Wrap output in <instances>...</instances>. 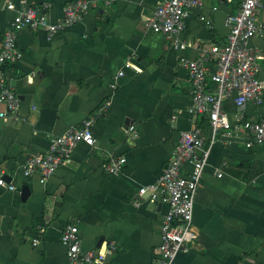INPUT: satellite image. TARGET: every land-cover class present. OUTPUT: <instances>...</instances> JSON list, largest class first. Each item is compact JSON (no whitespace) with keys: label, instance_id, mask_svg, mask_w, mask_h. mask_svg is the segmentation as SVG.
<instances>
[{"label":"crops","instance_id":"0c3cea01","mask_svg":"<svg viewBox=\"0 0 264 264\" xmlns=\"http://www.w3.org/2000/svg\"><path fill=\"white\" fill-rule=\"evenodd\" d=\"M9 1L18 8L50 3L51 21L60 22L71 0H0V46L16 14ZM89 1L93 6L83 21L52 40L44 30H22V59L3 67L21 100L22 119L0 118V172L16 186L0 187V264H67L61 236L70 224L79 227L84 251L117 245L105 264H156L169 206L139 191L161 176L180 135L196 124L182 61L198 59L200 47L227 43L226 19L242 0H202L200 8L189 10L178 47L146 25L162 0ZM258 23L262 35L249 46L261 57L264 79V9ZM206 67L216 72L214 61ZM120 71L125 75L117 78ZM107 100L108 111L93 130L94 146L77 145L45 183L38 173L23 175L29 157L45 153L51 138L80 126ZM225 110L236 125L233 98ZM244 118L264 119V104H248ZM248 140L241 132L212 147L195 196L198 240L176 264H264V145L248 148ZM111 156L126 157L122 174L103 169ZM191 170L187 164L183 175ZM25 186L31 193L23 201Z\"/></svg>","mask_w":264,"mask_h":264},{"label":"built area","instance_id":"2783aa9c","mask_svg":"<svg viewBox=\"0 0 264 264\" xmlns=\"http://www.w3.org/2000/svg\"><path fill=\"white\" fill-rule=\"evenodd\" d=\"M116 2L117 0L106 1L109 5ZM92 6L89 0L68 1L63 8L62 20L52 22L49 16L50 3L18 8L14 2H8L7 8L16 14L7 27L0 46V103L5 106V110L0 113L1 119H22L21 100L7 83L3 69L5 65L17 64L22 59L18 46L19 33L24 29L44 30L47 39L52 40L82 22ZM201 6L202 0H162L146 25L178 47L177 37L185 28L189 10ZM263 9V0H242L237 12L226 19L230 29L227 43L222 46L213 45L210 49L200 47L198 59L182 61V65L189 72L192 98L190 113L196 124L193 129L180 135L172 158L161 176L152 185L139 191V195L147 196L150 202L169 206V212L164 215L161 223V243L156 264H176L178 256L188 253L198 240L193 224L195 196L212 147L221 139L240 135L241 132L249 135L246 143L248 148L264 145V119L249 121L244 118L248 104H264V79L259 77L261 57L249 46L251 39L262 35L258 15ZM209 61L216 63V72L213 74H209L206 67ZM127 68L138 71L130 64ZM124 75L125 72L120 71L117 78ZM229 98L234 99L239 115L236 125L225 110V101ZM109 105L110 101H105L80 126L71 127L63 135L51 138L45 153L29 157L21 166L23 175L29 177L38 173L41 182L45 183L59 167L70 161L77 145L85 143L94 146V127L106 115ZM201 117L208 121V132L199 124ZM125 164V156H111L104 163L103 169L108 174L120 175ZM187 164L192 166V170L188 176H184L183 168ZM217 175L223 176L221 169L217 170ZM0 187L16 190L13 181H7L3 172H0ZM133 205L139 207L141 202L134 200ZM61 242L66 248L67 264H105L117 252L115 243H109L95 251H84L76 224L65 227ZM37 244L38 240H35L34 245Z\"/></svg>","mask_w":264,"mask_h":264},{"label":"water","instance_id":"95a60500","mask_svg":"<svg viewBox=\"0 0 264 264\" xmlns=\"http://www.w3.org/2000/svg\"><path fill=\"white\" fill-rule=\"evenodd\" d=\"M7 181H11V178L10 177H7L5 176ZM30 190L27 186L23 187V190H22V200L25 201L29 196H30Z\"/></svg>","mask_w":264,"mask_h":264},{"label":"trees","instance_id":"16d2710c","mask_svg":"<svg viewBox=\"0 0 264 264\" xmlns=\"http://www.w3.org/2000/svg\"><path fill=\"white\" fill-rule=\"evenodd\" d=\"M199 124L205 130V132H208V121L205 118L201 117L199 119Z\"/></svg>","mask_w":264,"mask_h":264}]
</instances>
